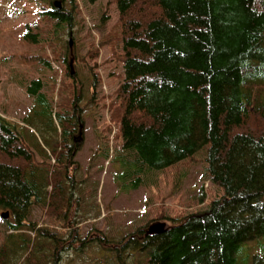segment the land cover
I'll return each mask as SVG.
<instances>
[{
    "label": "trees",
    "instance_id": "obj_1",
    "mask_svg": "<svg viewBox=\"0 0 264 264\" xmlns=\"http://www.w3.org/2000/svg\"><path fill=\"white\" fill-rule=\"evenodd\" d=\"M54 2L37 13L56 28L71 27L73 14ZM114 2L123 77L110 118L118 125L128 161L144 172L160 170L208 145L205 174L223 195L200 213L178 219L160 215L155 220H170L163 233L145 235L143 224L112 248L107 249L104 235L96 242L114 249L121 264L134 253L138 264H241L237 255L249 243L264 250V0ZM23 40L36 45L39 32L27 24ZM43 87L36 79L25 91L33 99L29 109H36L37 116L46 112L59 126V138L44 152L46 162L54 158L56 165L43 167L13 123L0 115V210L11 217L2 222L13 231L0 245V264H12L9 254L15 257L21 250L29 264L40 263L49 246L55 262L58 252L76 238L75 230L66 241L30 223L34 206L55 221L66 219L71 199L68 165L79 145L73 133L83 123L78 107L72 106V84L60 111L48 105L36 108L46 104ZM23 229L34 236L14 233ZM16 236L21 239L18 247ZM38 238H47L50 245L38 244ZM89 241L82 240L79 247ZM251 263L264 264V253L254 255Z\"/></svg>",
    "mask_w": 264,
    "mask_h": 264
},
{
    "label": "rangeland",
    "instance_id": "obj_2",
    "mask_svg": "<svg viewBox=\"0 0 264 264\" xmlns=\"http://www.w3.org/2000/svg\"><path fill=\"white\" fill-rule=\"evenodd\" d=\"M53 1L73 14L71 27L56 28L53 21L37 13ZM118 17L114 0H74V4L69 0H0V115L13 123L22 143L43 167L56 165L54 158L46 162L44 152L49 153L59 138V126L46 112L37 116L36 109H29L33 99L25 91L26 84L40 79L46 104L36 108L48 105L53 111L64 108L68 84H72V106L78 107L83 122L78 149L68 165L71 199L66 219L55 221L40 206L32 207L30 215V223L46 227L56 238L67 241L74 230L76 238L58 252L55 262L49 257V240L38 238V244L49 247L44 249L43 261L36 264H121L114 258V249H107L124 235L160 215L178 219L206 211L211 201L223 195V189L205 174L208 145L193 157L160 170L144 172L128 161L117 135L118 125L110 118V104L123 77ZM27 24L39 32L36 45L23 40ZM73 134L77 136L78 129ZM2 220L0 216V245L13 232ZM20 232L34 236L26 229L14 233ZM100 235L107 237V249L96 242ZM87 238L90 241L79 247ZM13 242L15 247L21 245L17 236ZM34 245L32 249L37 248ZM248 246L237 255L241 264H252L254 255L264 253L256 250L255 243ZM25 253L21 250L15 257L10 253L12 264H29ZM138 258L134 253L122 262L138 264Z\"/></svg>",
    "mask_w": 264,
    "mask_h": 264
},
{
    "label": "water",
    "instance_id": "obj_3",
    "mask_svg": "<svg viewBox=\"0 0 264 264\" xmlns=\"http://www.w3.org/2000/svg\"><path fill=\"white\" fill-rule=\"evenodd\" d=\"M54 5L56 8H59L60 7V4L55 1L54 2ZM71 44V42H69V45ZM78 135L75 136L73 138V141L75 143L79 142L81 140V129H82V125L80 124L79 125V128H78ZM0 216L5 219L7 216H8V213L7 212H4V213H1ZM167 228V223L165 221H159V220H153V221H150L147 226L144 228V234L145 235H154V234H160V233H163Z\"/></svg>",
    "mask_w": 264,
    "mask_h": 264
},
{
    "label": "flooded vegetation",
    "instance_id": "obj_4",
    "mask_svg": "<svg viewBox=\"0 0 264 264\" xmlns=\"http://www.w3.org/2000/svg\"><path fill=\"white\" fill-rule=\"evenodd\" d=\"M74 136V135H73ZM75 137V136H74Z\"/></svg>",
    "mask_w": 264,
    "mask_h": 264
}]
</instances>
